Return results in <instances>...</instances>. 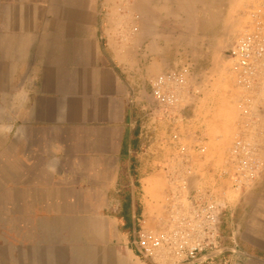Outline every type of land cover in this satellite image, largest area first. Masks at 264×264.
Returning <instances> with one entry per match:
<instances>
[{"label":"crops","instance_id":"1","mask_svg":"<svg viewBox=\"0 0 264 264\" xmlns=\"http://www.w3.org/2000/svg\"><path fill=\"white\" fill-rule=\"evenodd\" d=\"M107 32L96 0H0V205L22 264H75L51 223L84 216L96 264H151L134 244L145 114ZM218 232L215 264H264V167Z\"/></svg>","mask_w":264,"mask_h":264},{"label":"rangeland","instance_id":"2","mask_svg":"<svg viewBox=\"0 0 264 264\" xmlns=\"http://www.w3.org/2000/svg\"><path fill=\"white\" fill-rule=\"evenodd\" d=\"M96 2L102 24L108 30L106 37L124 60L123 73L136 89L134 103H139L145 114L140 193L143 197L139 205L142 216L136 236L140 229L162 231L171 214L186 208L192 197L202 193L225 202L227 208L239 194L231 187L228 156L237 117L234 105L237 93L227 72L225 56L249 26V10L259 0ZM182 67L191 69L190 84L199 94L189 99L190 106L179 120L173 111L156 105L150 82L165 71ZM263 127L264 123L261 142L258 141L262 152ZM196 145L204 147L205 153L193 155L189 163L191 173L185 174L179 153ZM186 177L189 182L186 189L171 184ZM125 219L129 220L128 212ZM163 251H156L149 261L173 264L174 259Z\"/></svg>","mask_w":264,"mask_h":264},{"label":"built area","instance_id":"3","mask_svg":"<svg viewBox=\"0 0 264 264\" xmlns=\"http://www.w3.org/2000/svg\"><path fill=\"white\" fill-rule=\"evenodd\" d=\"M249 19V26L225 56L227 72L237 93L234 102L237 117L228 150L230 183L236 194L253 186L264 167L262 148L258 144L262 134L260 127L264 123V0H259L249 10ZM192 78L193 73L188 67L159 74L150 82V93L156 105L165 111H173L181 120L184 110L190 106L189 99L199 94L190 84ZM195 153L202 155L205 148L196 145L179 153L185 174L191 173L189 163ZM171 184L174 188L186 189L189 182L186 177L173 180ZM225 208V202L205 193L192 197L186 208L170 215L162 231L140 229L138 236L135 233L134 244L139 257L153 264L148 258L156 251L166 250L174 259L173 264H215L223 251L218 241V225Z\"/></svg>","mask_w":264,"mask_h":264},{"label":"water","instance_id":"4","mask_svg":"<svg viewBox=\"0 0 264 264\" xmlns=\"http://www.w3.org/2000/svg\"><path fill=\"white\" fill-rule=\"evenodd\" d=\"M1 169V168H0ZM4 169V167L2 168ZM4 184V183H3ZM5 194V191L0 190V200L5 199L1 198ZM0 212L3 215H0V255L5 254V257H0V264H22L23 253L20 251V248H15L10 244H5L4 234L7 229V221L5 218V208L0 205ZM83 217V216H82ZM53 228L56 230H67L72 231L74 237H70L71 244L76 247L75 252V264H96L95 258L99 255L89 247L91 245L92 239L85 238L84 235L91 229H103V226L100 224H95L86 220V216L80 219H73L71 221H54L51 223ZM128 241V240H127ZM128 245V244H127ZM11 250H15L16 253H12ZM19 250V251H16ZM7 251V252H6ZM27 258V254H24Z\"/></svg>","mask_w":264,"mask_h":264},{"label":"bare ground","instance_id":"5","mask_svg":"<svg viewBox=\"0 0 264 264\" xmlns=\"http://www.w3.org/2000/svg\"><path fill=\"white\" fill-rule=\"evenodd\" d=\"M143 1H144V0H143ZM256 2H257V1H256ZM256 5H257V4H256ZM137 10H138V9H137ZM124 15H125V14H124ZM126 20H127V19H126ZM134 22H135V21H134ZM262 126H263V124H262ZM260 128H261V127H260ZM263 128H264V127H263ZM261 132H263L262 129H261ZM263 135H264V134H263ZM262 137H263V136H262ZM262 137H261V138H262ZM263 138H264V137H263ZM263 140H264V139H263ZM260 142H261V140H260ZM261 146H262V145H261ZM260 148H261V147H260ZM263 153H264V152H263ZM263 157H264V156H263ZM236 197H237V196H236ZM236 197H235V198H236ZM235 198H234V199H235ZM159 251H160V250H159ZM162 251H163V250H162ZM164 251H165V250H164ZM164 251H163V252H164ZM163 252H162V253H163ZM158 253H159V252H158ZM166 254H167V253H166ZM166 254H165V255H166ZM163 257H164V256H163ZM168 257H169V256H168ZM165 258H166V257H165ZM153 259H154V258H153ZM158 259H159V258H158ZM166 259H167V258H166ZM168 259H169V258H168ZM161 260H163V259H160V261H161ZM168 261H169V260H168ZM154 262H155V261H154ZM156 262H157V261H156ZM164 263L166 264V262H164Z\"/></svg>","mask_w":264,"mask_h":264}]
</instances>
